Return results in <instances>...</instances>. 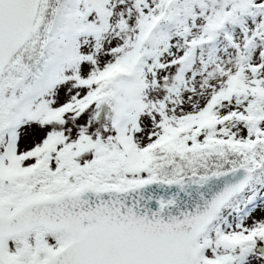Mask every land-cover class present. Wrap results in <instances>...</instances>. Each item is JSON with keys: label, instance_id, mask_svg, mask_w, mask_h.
Returning a JSON list of instances; mask_svg holds the SVG:
<instances>
[{"label": "snow or ice", "instance_id": "snow-or-ice-1", "mask_svg": "<svg viewBox=\"0 0 264 264\" xmlns=\"http://www.w3.org/2000/svg\"><path fill=\"white\" fill-rule=\"evenodd\" d=\"M0 264H264V0H0Z\"/></svg>", "mask_w": 264, "mask_h": 264}]
</instances>
